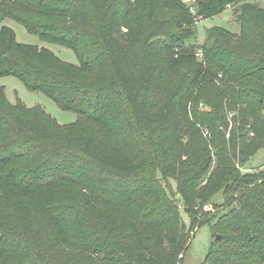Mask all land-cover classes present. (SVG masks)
I'll use <instances>...</instances> for the list:
<instances>
[{
    "label": "trees",
    "instance_id": "1",
    "mask_svg": "<svg viewBox=\"0 0 264 264\" xmlns=\"http://www.w3.org/2000/svg\"><path fill=\"white\" fill-rule=\"evenodd\" d=\"M193 1L0 0V21L79 60L1 28L0 78L78 119L12 103L0 82V264H182L192 227L211 219L202 264H264V173L242 168L264 147V4ZM228 5L239 31L188 42ZM219 192L231 202L199 219ZM52 205L83 215L96 250L76 259L55 244L67 221Z\"/></svg>",
    "mask_w": 264,
    "mask_h": 264
},
{
    "label": "rangeland",
    "instance_id": "2",
    "mask_svg": "<svg viewBox=\"0 0 264 264\" xmlns=\"http://www.w3.org/2000/svg\"><path fill=\"white\" fill-rule=\"evenodd\" d=\"M247 1L258 2L261 5L264 4V0ZM185 2L188 3V5L194 4L193 0H185ZM191 10L194 12L195 7ZM3 25H8L13 28L16 33L17 40L21 43L35 45L39 48H48L59 58L68 63L77 64L79 62L76 53L71 48L57 43L44 41L39 37V35L29 33L22 24L15 20L8 19L0 21V32ZM215 25L224 26L233 31H239L233 15L232 5L227 6V9L219 15L200 19L197 22L196 37L192 38L188 42L202 43L206 38L207 29ZM0 82L5 86L7 97L12 103H16L17 100H21L28 107L41 106L58 123L64 125L75 123L78 119L77 112L60 108L57 103L44 92L29 90L24 82L15 76H4L0 78ZM242 168L244 172L260 169L264 173V147L248 159ZM172 185L175 190L176 185L174 183ZM230 202L231 197L226 196L223 192H219L208 204L203 207L202 211H200L198 214L199 219L210 218L211 216L218 214L219 211L224 208V204H228ZM181 206L182 216L189 227L191 225V219L184 206L182 204ZM52 207L53 210L62 214L67 221H65L66 223H64V229L60 235L58 232L55 244L64 243L68 251L71 252L76 259L90 254V247H94L96 250L98 244L102 242V237L94 235L90 232L89 225L86 223L82 214L75 209L63 208L57 205H52ZM115 207L117 212H121L123 209H126L123 204H119ZM215 223L216 219H211L209 222H205L199 227L198 225L192 227L190 233V245L186 253L183 255L182 264H202L204 262L211 243L215 240V232L212 231V227ZM66 236L68 239L67 242L64 241V237Z\"/></svg>",
    "mask_w": 264,
    "mask_h": 264
},
{
    "label": "built area",
    "instance_id": "3",
    "mask_svg": "<svg viewBox=\"0 0 264 264\" xmlns=\"http://www.w3.org/2000/svg\"><path fill=\"white\" fill-rule=\"evenodd\" d=\"M229 6V5H228ZM193 9V8H192ZM206 134H208V131L205 132Z\"/></svg>",
    "mask_w": 264,
    "mask_h": 264
},
{
    "label": "water",
    "instance_id": "4",
    "mask_svg": "<svg viewBox=\"0 0 264 264\" xmlns=\"http://www.w3.org/2000/svg\"><path fill=\"white\" fill-rule=\"evenodd\" d=\"M219 237V235H217V238Z\"/></svg>",
    "mask_w": 264,
    "mask_h": 264
}]
</instances>
